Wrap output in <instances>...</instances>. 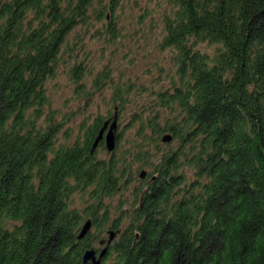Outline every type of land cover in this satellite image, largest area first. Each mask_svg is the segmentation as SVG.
<instances>
[{"label": "trees", "instance_id": "obj_1", "mask_svg": "<svg viewBox=\"0 0 264 264\" xmlns=\"http://www.w3.org/2000/svg\"><path fill=\"white\" fill-rule=\"evenodd\" d=\"M125 1L0 0V264H85L110 232L103 264H264V0H169L170 85L109 153L100 131L148 91L111 65L88 88L85 39L113 46ZM65 67L75 90L55 108ZM105 90L107 115L90 118Z\"/></svg>", "mask_w": 264, "mask_h": 264}, {"label": "rangeland", "instance_id": "obj_2", "mask_svg": "<svg viewBox=\"0 0 264 264\" xmlns=\"http://www.w3.org/2000/svg\"><path fill=\"white\" fill-rule=\"evenodd\" d=\"M169 0H126L120 17L116 19L118 29L117 39L113 46L106 45L104 37L101 41L96 42L87 36L85 39L86 50L90 56L86 60L91 65L95 64V71L92 77L86 79L87 87L92 89V80L106 65H111L114 77L118 79L121 75L126 80L135 82V86L139 89L147 90L136 102V107H128L119 118V126L116 134L122 133L123 142L121 144L122 151H126L130 147V143L136 137L137 125L128 126L131 123L132 112H140L142 107H147L149 102L153 101L147 97L150 93H158L162 89L169 87V76L173 75L174 64L171 52L159 49L161 40V30L163 27V13L167 8ZM72 37L76 36V33ZM168 73L170 74L168 76ZM68 77V68L62 70V73L49 86V94L52 98L53 107L64 108L70 106L67 104L68 99L72 98L75 87L70 83ZM111 93L105 90L102 94L94 98V103L90 109L91 116L94 118L99 114L107 115V105L105 98L109 100ZM72 109V108H71ZM77 107L72 109L76 111ZM113 122L109 124V128ZM130 142V143H129ZM168 144V143H164ZM163 148V147H162ZM98 156L102 159L107 158L109 153L99 150ZM135 184H132L127 190L118 195L112 204L117 206L121 201L130 203L132 201V193L136 190ZM83 208V204H79ZM127 210L128 207H125ZM115 218V216H114ZM126 222V221H125Z\"/></svg>", "mask_w": 264, "mask_h": 264}, {"label": "water", "instance_id": "obj_3", "mask_svg": "<svg viewBox=\"0 0 264 264\" xmlns=\"http://www.w3.org/2000/svg\"><path fill=\"white\" fill-rule=\"evenodd\" d=\"M111 122L108 121L104 128L100 131L99 137L96 140L95 144H94V149H96L98 147V145L104 140L105 142V147L107 149V151L109 153H113L116 149L117 146V129H118V114H116L113 123L111 124L110 128H109V124ZM108 130L107 134H105V131ZM172 141V136L170 135H166L163 137V142L164 143H169ZM146 172H143L141 174V179H144L146 177ZM92 229V221L89 220L86 222V224L84 225V227L82 228V231L79 235V239H83L87 236V234L91 231ZM117 233L115 232H110V238L106 243V247L101 251V253L99 254V256L97 255V251L92 249V250H88L85 254H84V263H91V264H103L104 259L106 258V255L108 253L109 250V246L113 243V241L116 239Z\"/></svg>", "mask_w": 264, "mask_h": 264}, {"label": "flooded vegetation", "instance_id": "obj_4", "mask_svg": "<svg viewBox=\"0 0 264 264\" xmlns=\"http://www.w3.org/2000/svg\"><path fill=\"white\" fill-rule=\"evenodd\" d=\"M108 130H109V129H107V130L105 131V134H107ZM102 142H104V140H103ZM105 242H106V241L101 242L100 245H99V247L96 249V251H97V255H98V256H99V254L101 253V251L106 247ZM107 254H108V253H107ZM106 256H107V255H106Z\"/></svg>", "mask_w": 264, "mask_h": 264}]
</instances>
